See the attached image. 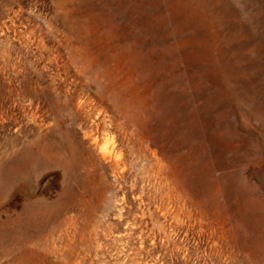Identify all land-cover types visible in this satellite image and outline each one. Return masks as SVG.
<instances>
[{
  "label": "rangeland",
  "instance_id": "374dc122",
  "mask_svg": "<svg viewBox=\"0 0 264 264\" xmlns=\"http://www.w3.org/2000/svg\"><path fill=\"white\" fill-rule=\"evenodd\" d=\"M0 264H264V0H0Z\"/></svg>",
  "mask_w": 264,
  "mask_h": 264
}]
</instances>
